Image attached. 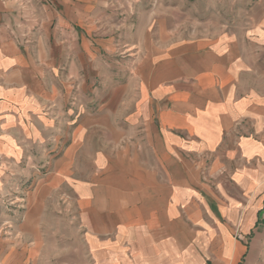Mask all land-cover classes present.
<instances>
[{"label": "crops", "instance_id": "1", "mask_svg": "<svg viewBox=\"0 0 264 264\" xmlns=\"http://www.w3.org/2000/svg\"><path fill=\"white\" fill-rule=\"evenodd\" d=\"M35 1L0 0V119L26 104L7 94L8 75L25 72L24 33L13 13ZM42 1L51 15L43 23L68 29L103 28L107 11L128 13L129 23L158 4ZM243 9L238 33L171 46L147 36L127 45L135 48L129 74L138 93L112 101L126 106L122 114L111 107L84 118L100 121L103 136L86 173L63 181L79 190L91 264H264V0ZM126 128H135V141ZM57 165V175L72 172L71 164ZM15 245L0 239V264H24Z\"/></svg>", "mask_w": 264, "mask_h": 264}, {"label": "rangeland", "instance_id": "2", "mask_svg": "<svg viewBox=\"0 0 264 264\" xmlns=\"http://www.w3.org/2000/svg\"><path fill=\"white\" fill-rule=\"evenodd\" d=\"M251 1L158 0L156 9L136 11L129 23L126 12L102 13L103 28L46 25L51 15L42 0L31 2L19 17L13 13L24 33L25 72L23 79L8 75L7 94L11 103L26 104L20 115L0 119V239L21 245L24 264H91L83 252L79 190L63 181L86 173L103 136L100 121L84 118L101 109L106 115L112 101L127 103L138 93L137 76L129 74L135 48L127 45L138 46L147 36L157 41L161 36L171 46L238 33L246 19L243 6ZM145 2L152 8L156 0ZM121 84L130 85L116 91ZM119 107L122 114L126 106L113 108ZM127 133L137 139L135 128ZM55 164H71L72 172L57 175Z\"/></svg>", "mask_w": 264, "mask_h": 264}]
</instances>
